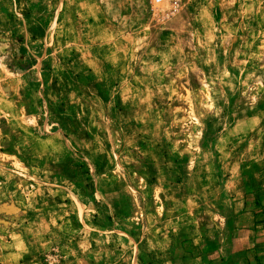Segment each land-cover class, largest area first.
Wrapping results in <instances>:
<instances>
[{
    "label": "rangeland",
    "instance_id": "1",
    "mask_svg": "<svg viewBox=\"0 0 264 264\" xmlns=\"http://www.w3.org/2000/svg\"><path fill=\"white\" fill-rule=\"evenodd\" d=\"M171 1L0 0V264H206L264 188V0Z\"/></svg>",
    "mask_w": 264,
    "mask_h": 264
},
{
    "label": "crops",
    "instance_id": "2",
    "mask_svg": "<svg viewBox=\"0 0 264 264\" xmlns=\"http://www.w3.org/2000/svg\"><path fill=\"white\" fill-rule=\"evenodd\" d=\"M252 197L230 219L222 245L204 256L206 264H264V188Z\"/></svg>",
    "mask_w": 264,
    "mask_h": 264
},
{
    "label": "built area",
    "instance_id": "3",
    "mask_svg": "<svg viewBox=\"0 0 264 264\" xmlns=\"http://www.w3.org/2000/svg\"><path fill=\"white\" fill-rule=\"evenodd\" d=\"M179 7H180L179 0H172L171 1V12L177 13L179 10Z\"/></svg>",
    "mask_w": 264,
    "mask_h": 264
}]
</instances>
